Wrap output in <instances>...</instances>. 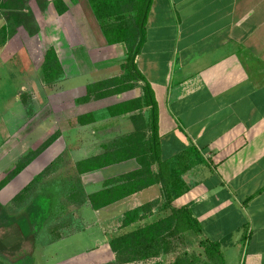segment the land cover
Segmentation results:
<instances>
[{"label": "crops", "instance_id": "0c3cea01", "mask_svg": "<svg viewBox=\"0 0 264 264\" xmlns=\"http://www.w3.org/2000/svg\"><path fill=\"white\" fill-rule=\"evenodd\" d=\"M36 5V11L24 9L30 14L28 31L34 33L27 31V37L36 36L37 30L45 35L46 19L37 13L50 15L47 24L60 16L52 0L44 9ZM67 12L71 39L87 52L77 68L88 63L102 67L98 70L115 66L117 72L101 79L119 75L125 47L107 44L88 1L74 0L61 16ZM52 35L47 39L54 41L44 51L53 46L59 55L62 45L55 44L56 38L68 36ZM136 63L157 103L163 159L181 157V164L187 165L181 174L187 190L172 205L187 207L201 231L186 235L200 250L201 241H224V264H264V0H151ZM12 160L0 180L14 167ZM41 163L33 161L0 190V260L5 264L12 255L17 263L28 264L36 249L31 233L41 230L45 221H39L26 202L8 208L37 169L45 167ZM137 167L135 162L120 173ZM161 198V185L153 184L108 208H120L122 218L126 210ZM102 210L91 212L99 219L107 209ZM152 220L151 215L133 225Z\"/></svg>", "mask_w": 264, "mask_h": 264}, {"label": "rangeland", "instance_id": "374dc122", "mask_svg": "<svg viewBox=\"0 0 264 264\" xmlns=\"http://www.w3.org/2000/svg\"><path fill=\"white\" fill-rule=\"evenodd\" d=\"M49 1L51 0L46 1V5ZM62 1L71 10V2L74 0ZM23 5L25 8L32 7L31 9L37 10L34 0H23ZM5 15L6 13L0 10V27L5 22L7 38L13 39L7 40L5 46L0 48V158L4 156L3 160H0V176L4 175L3 172L11 158L14 163L17 162L18 158L30 150H35L53 133L58 135L57 139L33 161L40 160L41 165L47 167L58 156L61 159L56 170L45 175L42 184L36 187L35 192L26 201L35 215L37 214L35 217L45 221L41 230L37 229L31 233L35 237L33 245H36V249L32 257L29 254L32 260L30 259L28 264H113L114 254L107 243L109 237L134 229L136 225L122 227L120 208L106 207L104 216L99 219L88 205L75 208L68 203L64 197L65 191L60 187L73 177L75 162L101 153L104 151V145L115 142L133 130L129 116L108 117L106 107L139 97L142 94V83L138 82L134 88L119 94L78 104L75 99L84 92L82 86L105 75H112L118 69L114 66L115 68L98 70L102 67L90 63L77 68L75 64L78 61L81 64L87 52L84 45H77L78 41L71 39V12L59 17L54 16L56 21L52 24L46 23L50 20V15L45 14L42 18L38 13V16L34 14L40 20L46 19V22H43L45 35L39 34L37 30L34 37L26 36L27 26L16 25L13 17L7 18ZM53 26L57 28L54 32L51 31ZM64 33L68 36L67 39L61 36ZM52 34H55V38L57 35L61 36L56 38L55 44L62 45L61 54L58 56H61L66 67L61 65L62 73L58 81L47 83L41 74V64L46 44L54 41L47 39L53 36ZM71 45H74L73 49ZM22 46L24 49H19ZM116 60L118 61V58ZM119 60L122 63L124 57ZM77 71L82 74L79 75ZM87 112H94L100 119L85 126L71 127L74 118ZM10 146L12 148L8 149ZM132 164L135 165V161L129 160L126 164H114L100 171L84 174L81 176L83 186L87 192L97 190L101 188L104 179L128 170ZM40 169L41 167L35 170V175L42 171ZM18 204L20 206L21 203L9 204L8 209L12 206L19 207ZM162 214L163 212L154 211L153 219ZM57 224L60 239L50 242V236H54L51 230ZM171 242L172 251L155 258L158 260L152 264H173L175 257L185 251L190 255L202 252L197 248L195 239L186 234L171 238ZM13 257L12 255L10 264H19ZM128 264L149 263L136 261Z\"/></svg>", "mask_w": 264, "mask_h": 264}, {"label": "trees", "instance_id": "16d2710c", "mask_svg": "<svg viewBox=\"0 0 264 264\" xmlns=\"http://www.w3.org/2000/svg\"><path fill=\"white\" fill-rule=\"evenodd\" d=\"M44 9L47 0H35ZM99 22L101 32L108 45L123 44L125 47L124 60L120 64L119 75L101 79L87 84L84 92L75 99L78 104L92 99L119 94L130 90L141 82L142 94L139 97L119 101L106 107L108 117L127 115L133 125V130L115 142L104 145V151L80 159L73 165V177L65 182L62 188L65 198L75 208L88 205L93 211L102 209L117 201L132 195L153 184L162 187V198L145 202L133 209L126 210L121 218L122 227H130L153 215L152 209L163 212L152 221L139 225L108 239V245L114 254L113 264H128L136 261H146L160 257L172 251L171 238L184 235L186 232H200V224L187 207L176 208L172 202L187 190L181 179V174L187 168L181 157L175 161L163 159L158 134V109L153 90L139 71L136 57L145 41V27L151 0H87ZM56 12L61 15L67 11L62 0H52ZM23 0H0V10L7 18L13 17L16 25L26 27L30 17L24 12ZM28 31V30H27ZM30 34L31 32L28 31ZM7 27H0V48L7 42ZM61 61L53 46H49L43 55L41 74L45 82L55 83L61 77ZM94 112H87L72 120L71 127L88 125L98 120ZM58 135L53 133L40 143L35 150L20 157L14 167L0 180V190L17 176L39 154L48 148ZM60 156L45 167L12 199V204L26 202L36 187L44 180L46 174L55 171L60 163ZM134 160L136 169L120 173L104 179L101 188L87 192L81 176L100 171L114 164ZM19 206V204H18ZM167 210V211H165ZM57 226L47 235L50 242L60 239ZM49 243V242H48ZM224 241H201L202 252L190 255L187 251L176 256L173 264H224L221 249ZM0 264H5L0 260Z\"/></svg>", "mask_w": 264, "mask_h": 264}, {"label": "built area", "instance_id": "2783aa9c", "mask_svg": "<svg viewBox=\"0 0 264 264\" xmlns=\"http://www.w3.org/2000/svg\"><path fill=\"white\" fill-rule=\"evenodd\" d=\"M158 260V259H157ZM157 260H155V258L154 259H149V260H146L149 264H152V262L153 263H155Z\"/></svg>", "mask_w": 264, "mask_h": 264}]
</instances>
